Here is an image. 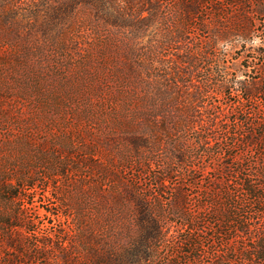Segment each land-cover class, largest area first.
I'll return each instance as SVG.
<instances>
[{
	"label": "rangeland",
	"instance_id": "374dc122",
	"mask_svg": "<svg viewBox=\"0 0 264 264\" xmlns=\"http://www.w3.org/2000/svg\"><path fill=\"white\" fill-rule=\"evenodd\" d=\"M132 1L0 0V264H58L67 241L81 264H94L95 244L129 243L138 199L175 237L148 264H222L239 245L229 223L238 198L249 223L264 224V205L254 208L242 187L245 179L264 185V94L250 99L234 85L264 83V18L253 20L249 38L214 46L203 43L211 31L203 24L234 16L224 0H206L185 40L179 33L191 23L179 14L168 20L163 9L151 24L150 11ZM191 104L205 119L185 134ZM214 118L218 138L208 142L234 148L197 159L173 153L178 140L166 129L178 127L179 144L190 146ZM250 133L260 136L257 147L243 144ZM167 154L176 162L169 177ZM230 165L240 173L226 174ZM177 187L189 194L188 229ZM2 218L20 227L21 257ZM194 219L203 232L191 229ZM192 233L201 237L202 263L182 253Z\"/></svg>",
	"mask_w": 264,
	"mask_h": 264
},
{
	"label": "trees",
	"instance_id": "16d2710c",
	"mask_svg": "<svg viewBox=\"0 0 264 264\" xmlns=\"http://www.w3.org/2000/svg\"><path fill=\"white\" fill-rule=\"evenodd\" d=\"M224 3L228 7H231L235 9L234 16L227 20H217L214 24L205 23V26L203 24L204 28L211 29L207 32L209 33V42L203 41L204 44L213 43L212 45H216L222 40H228L229 38H232L234 36H241L242 38H249L256 32V28L253 25V20L256 21L257 17L261 16L264 18V0H224ZM132 8H137V10L141 11H150L151 17V24H154L155 21H157L158 14L161 10L164 9V11L167 12V19L168 20H174V18H178V14L183 17L185 21H188L189 23L193 22L195 19H198V15L200 13V8L202 5L206 4V0H134L129 3ZM146 8V9H145ZM216 10H221V8L217 7ZM188 25V24H186ZM192 23L189 24L187 27H183L181 32L179 33V38L181 40L188 39L190 36V32H188V28H191ZM206 30V29H205ZM223 73H226V69ZM226 75H229L228 73ZM225 78L228 79L227 84L230 82L229 78L225 76ZM226 79V80H227ZM226 80L222 81L223 84H226ZM263 80V79H262ZM261 81H254L250 87H246L244 81H238L234 83V85L238 86V91L243 92L245 91L250 99H254L256 97H259L260 95L264 94V83ZM198 98L192 99L191 101L195 103L197 100L202 98L204 96V93L200 90L198 93ZM202 96V97H201ZM198 107H192L189 106V109L191 110L192 114H190L189 124H188V131H186L185 134H189L191 129L197 124L204 121V114L200 111H198V115L195 116L193 113V110H195ZM257 119V118H253ZM258 120V119H257ZM213 121V123H212ZM254 120L252 125L254 126H261L262 123H258ZM207 124L208 126L206 129L209 132H212V136L209 132L206 130V134L203 135L202 133L199 134L198 139H196V142L192 143L190 146H187L185 141L184 143L179 144V139L181 137V132H179L178 127H174L172 129H166L165 134L171 135V138L175 137L176 141V151L173 152L175 155H183L184 157L187 156L190 159L198 158V155H219L221 152H224L227 150H231L234 148V146H228V148H225L224 146H221L220 148L217 147V143L211 144L208 141L210 139L215 138L214 140L218 138L216 135L219 129L218 124H216V118L211 119ZM215 123V124H214ZM197 126V125H196ZM229 136H231L230 131H228ZM180 135V136H179ZM262 137H264V132L262 133ZM259 137H256L255 133H250V136L243 141V144L245 146H248V148L251 147H257L259 144ZM182 139V138H181ZM219 140V139H218ZM261 140V139H260ZM189 142H192L189 140ZM222 144H224V141H222ZM253 149V148H252ZM166 150V149H165ZM246 151V150H245ZM200 153V154H198ZM202 153V154H201ZM175 158V157H174ZM239 157L236 156L235 159H238ZM165 173L169 177L173 174L174 170L168 169L169 167H173L176 165V162H174L173 158L170 157V155L167 154L165 157ZM245 160L241 162L240 165H238L239 169H242L245 167ZM248 163L257 164L256 162L249 159L247 161ZM259 165V164H257ZM184 167L192 168L191 162H187L184 164ZM233 166L226 167L225 173L231 174V173H240V170L234 169ZM228 170V171H227ZM187 175L189 173V170L186 168L184 170ZM264 172V168H263ZM192 173V172H191ZM199 175H194L193 179L196 181ZM156 182L157 184L166 183L167 179H164L163 177L156 176ZM256 183H253L251 179H245L243 180L242 187L243 192L245 191V195L247 197H251L253 199L252 206L254 208L258 209L264 205V185L260 184L258 187L255 185ZM175 206L177 207L180 216L182 217L183 221L186 223L185 226L190 227L191 225V216L192 214L189 213V194L183 189L177 187L175 189ZM17 195L14 196L10 195V197L13 199ZM243 201L238 198V201H234V205L232 204V210L230 208V226L232 231L236 230V236L234 237V242H239L238 247H234L231 250V257H223L221 259L222 264H225L227 261L230 263H241V264H264V224H257L251 225L249 223V220L247 217L243 216V213H245V206H238L240 201ZM246 201V200H245ZM137 202V209H139V219H136L133 223L134 228H132V234L129 236V243L128 244H110L107 242L104 243H98L95 244V249L92 250L91 255L92 259L94 260V264H124L126 262H130L132 264H141L142 262H145L146 264L153 262L158 258L159 255V249H166L169 244L174 240V236L170 237L168 235V232L165 231V228L167 226V223H165V226L158 221V219L155 216V212L153 208H151L150 204L142 199L136 200ZM239 202V204H238ZM246 218V219H245ZM2 220H5L3 223L6 225V228L8 229V232H10V236L8 238V244L18 253V255L21 257L24 253L22 248V242L20 241V237L15 230L19 229L18 225H15L11 222L8 218H2ZM7 221V222H6ZM199 219H194L193 228L196 229L198 232H203L200 225H202V221L200 220L201 224L196 225ZM165 222V220H164ZM203 226V225H202ZM224 227V225H221V228ZM167 229V228H166ZM66 236H71L70 233H66ZM200 235H194L192 233L190 236H187L184 242H182V253L184 255H192L193 256V262L195 263H202L203 261V251H201L202 243L199 237ZM240 238V239H239ZM92 242L94 241V238L92 237L90 239ZM242 242V243H240ZM242 244V245H240ZM44 248L51 251L53 246L50 245L49 242H44L43 246ZM64 251L63 257L56 258L58 264H81L80 261H78L73 254L70 253V249H72V245L70 244V241H67L64 243ZM229 254V255H231ZM10 264H19V260L15 257H12L9 261ZM189 262V261H187ZM192 262V261H191ZM178 264V263H176ZM182 264H185L182 262ZM187 264V263H186ZM191 264V263H190Z\"/></svg>",
	"mask_w": 264,
	"mask_h": 264
}]
</instances>
